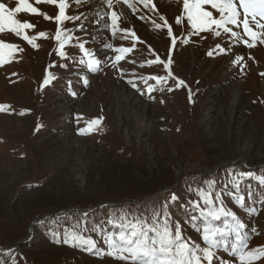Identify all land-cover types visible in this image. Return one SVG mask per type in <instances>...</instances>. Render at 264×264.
Masks as SVG:
<instances>
[{
	"label": "rangeland",
	"instance_id": "rangeland-1",
	"mask_svg": "<svg viewBox=\"0 0 264 264\" xmlns=\"http://www.w3.org/2000/svg\"><path fill=\"white\" fill-rule=\"evenodd\" d=\"M0 2L14 10L19 0ZM32 3L40 14L21 11L15 19L33 28L20 35L7 24L0 30V41L16 46L3 49L0 64V105L6 106L0 110V264H125L64 243L66 231L91 237L107 251L104 233L94 227L118 232L109 223L112 213L150 217L165 203L182 233L201 243L202 231L194 230L181 206L199 201L204 207L196 190L207 192L209 181L215 182L214 204L219 207V195L246 225V250L264 248V184L257 179L264 175V43L249 48L222 30L220 36L197 33L183 0H150L148 6L112 0L111 9L100 0H67L66 14L81 20L60 25L61 31L74 29L60 57L58 5ZM112 10L118 16L114 34ZM229 27L243 35L242 27ZM25 32L38 47L23 38ZM85 41L101 61L96 71L80 63L87 57L77 45ZM118 54L124 58L115 62ZM238 56L243 59L233 63ZM49 73L55 78L44 85ZM249 172L234 188L237 174ZM230 193L243 195L245 207ZM226 219L214 220L213 227L223 228ZM217 254L239 264L228 251ZM252 264H264V257Z\"/></svg>",
	"mask_w": 264,
	"mask_h": 264
},
{
	"label": "snow or ice",
	"instance_id": "snow-or-ice-1",
	"mask_svg": "<svg viewBox=\"0 0 264 264\" xmlns=\"http://www.w3.org/2000/svg\"><path fill=\"white\" fill-rule=\"evenodd\" d=\"M37 3L41 0H36ZM46 2L57 4L59 8L58 14L55 16V21L58 24L55 40L58 42L59 56L66 57L67 53L64 51L66 42H70L73 39L74 29L64 28L61 31L60 25H63L65 20L76 21L81 20V16H68L66 14V8L68 6L67 0H46ZM109 9L112 8V0H103ZM128 0H125L127 3ZM145 6H148L150 0H141ZM206 5H210L212 10H208ZM155 7V5H152ZM183 10L187 16L188 21L191 23L193 29L199 32L215 31L216 36L221 35V30L226 33H231V36L235 38L237 42H242L249 48L255 47L257 42L264 43V0H183ZM218 15H214V11ZM27 12L29 14H40L39 9L33 6L32 0H19L17 7L13 10L8 8L5 3L0 2V30H3L5 24L11 26V30L17 35H20L22 29L33 28L34 25L31 22H21L15 19V13ZM83 15V14H82ZM99 16L105 14L98 13ZM113 21L110 25L113 34L116 31L115 22L118 20L117 13L112 10L108 14ZM45 18L50 19L45 14ZM86 19V17H85ZM181 22V17L176 18V23ZM93 23L98 24L99 19L93 20ZM231 26L241 28V32L234 31ZM165 26H167L169 34L171 35V25L167 24L165 20ZM78 27L84 30V24L81 22ZM157 28L161 27L156 25ZM128 31V30H124ZM39 37H45L46 33L41 32L37 34ZM135 37V33H131ZM247 37V38H245ZM23 38L29 43H32L34 47L38 45L34 44L36 37H29L26 32ZM79 40V37H75ZM139 39L138 37L136 38ZM177 38L172 36V46L176 45ZM184 43L188 42V39L183 40ZM85 42L79 43L77 46L83 50L84 56L87 60L81 59L80 63H87V67L91 71H96L101 65V61L96 58L95 51H89L85 48ZM7 47L9 50H14L15 45H4L0 41V64L5 61L3 59V49ZM220 46L217 45V48ZM116 53H129L132 49L128 48H114ZM224 52V49H220ZM208 55H213L212 51H209ZM124 57L122 55H116L114 57L115 62H119ZM243 57H236L233 63H239ZM157 62L161 61L159 56L156 58ZM152 63V61H149ZM167 64H172L171 56L167 59ZM115 66V63L113 64ZM55 77L49 73L43 81L44 85L50 83L51 79ZM157 81L161 80V77H151ZM146 82V81H145ZM84 83H87V79H84ZM131 83V81H129ZM184 81L178 80V85H183ZM136 87L135 84L132 85ZM154 89L149 87L148 91L151 92ZM171 90V89H169ZM75 95V92L72 93ZM191 100V93L189 95ZM6 106L0 105V110H4ZM98 123V121H96ZM81 134H84L85 130L81 129ZM252 176L253 173H240L234 179L233 187L239 188V176ZM258 182L264 184V175L257 178ZM214 181L206 182L209 185V190L205 192L204 189H197V193L203 200L204 207H201L199 201H189L191 205L189 208L186 205H182V211L186 214V219L193 226L197 232L202 231V242L197 243L193 241L191 237H186L181 230L179 221H172L171 215L168 209L167 203H165L160 210H154L150 217L140 218L134 216L129 219L126 212L116 215L112 213L109 219V223L114 228H118V232H106L104 229L94 227L92 230L97 232H103L104 244L107 245V251L97 246V241L91 237H85L81 233L75 231H66L63 242L66 244H72L73 246L85 247V250H95L97 255H107L116 260L124 261L125 264H213L214 259L219 264H232L231 261L222 259L217 253L221 250L228 251L233 257H237L239 264H252L253 261L264 257V248H256L253 250L247 249V242L250 239L249 233L246 231V225L242 220L236 216L234 212L226 210L223 204V200L219 195L216 199L220 202L217 207L211 199V189L214 185ZM236 204L241 207L244 205V196L231 194ZM178 197L173 195L171 197L172 203H175ZM247 211L255 213L254 207L246 208ZM221 216L230 218L225 220L224 227H213L212 222L221 219ZM150 221V222H149ZM203 225L202 229L200 225ZM253 231H255L253 229ZM58 235V233H54ZM229 236H233L231 243L229 242ZM59 243L60 241L57 240Z\"/></svg>",
	"mask_w": 264,
	"mask_h": 264
},
{
	"label": "water",
	"instance_id": "water-1",
	"mask_svg": "<svg viewBox=\"0 0 264 264\" xmlns=\"http://www.w3.org/2000/svg\"><path fill=\"white\" fill-rule=\"evenodd\" d=\"M27 240H28V237H26L25 239H23V240L20 241V242L14 243V244H12V245H19V244H21V243H25Z\"/></svg>",
	"mask_w": 264,
	"mask_h": 264
},
{
	"label": "bare ground",
	"instance_id": "bare-ground-1",
	"mask_svg": "<svg viewBox=\"0 0 264 264\" xmlns=\"http://www.w3.org/2000/svg\"><path fill=\"white\" fill-rule=\"evenodd\" d=\"M100 1L102 2L103 0H100ZM131 96H133L132 93H129V94L126 95V97H129V98H130Z\"/></svg>",
	"mask_w": 264,
	"mask_h": 264
}]
</instances>
